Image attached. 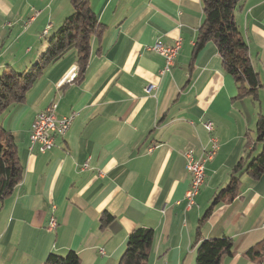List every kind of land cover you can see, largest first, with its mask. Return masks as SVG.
Listing matches in <instances>:
<instances>
[{
    "label": "crops",
    "instance_id": "crops-1",
    "mask_svg": "<svg viewBox=\"0 0 264 264\" xmlns=\"http://www.w3.org/2000/svg\"><path fill=\"white\" fill-rule=\"evenodd\" d=\"M89 4L104 31L91 40L83 76L62 83L78 69L70 50L1 118L23 174L0 201V264H43L49 253L69 251L80 264H117L136 228L154 231L147 264H194L195 242L221 237L231 238L235 250L223 264H258L243 253L264 238V173L235 174L236 193L223 195L202 225L199 220L249 152L246 136L264 115V0H243L234 14L261 83L254 97H237L213 41L194 52L201 0ZM72 11L69 0H0V72L26 71ZM178 38L181 47L162 72L164 59L150 47ZM53 101L58 115H77L65 136L40 153L30 144L31 124ZM211 136L219 148L188 207L185 154L199 157ZM260 150L256 145L251 158ZM103 213L112 217L105 227ZM51 217L56 225L49 228Z\"/></svg>",
    "mask_w": 264,
    "mask_h": 264
},
{
    "label": "trees",
    "instance_id": "trees-1",
    "mask_svg": "<svg viewBox=\"0 0 264 264\" xmlns=\"http://www.w3.org/2000/svg\"><path fill=\"white\" fill-rule=\"evenodd\" d=\"M69 1L72 13L48 40V48L39 55L35 63L23 72H16L11 68L0 72V201L13 193L23 174L16 143L12 134L2 126L1 118L11 105L23 103L26 94L44 70L70 50L76 52L78 72L74 80L80 79L90 56L91 40L101 36L104 31V26L97 21L91 10L89 0ZM201 2L203 22L198 29L194 52L201 49L208 41H213L221 57L223 68L236 83L237 97H254L261 83L252 67L247 43L234 19L235 10L241 6L243 0H201ZM253 133V136H246L245 151L249 148V152L233 166L228 183L216 194L199 220V225H202L223 195H227L230 199L236 193L239 181L235 174L243 172L257 179L264 173L263 114H258ZM259 144L260 152L251 158L256 145ZM111 219L109 214L103 213L100 218L101 227H105ZM153 239L154 231L150 228H136L131 231L117 264H147ZM195 251L194 264H223L225 258L235 255L234 242L229 237L199 239L195 242ZM243 254L246 258L261 263L264 258V238L246 249ZM43 264H80V261L74 251H69L65 255L49 253Z\"/></svg>",
    "mask_w": 264,
    "mask_h": 264
},
{
    "label": "built area",
    "instance_id": "built-area-1",
    "mask_svg": "<svg viewBox=\"0 0 264 264\" xmlns=\"http://www.w3.org/2000/svg\"><path fill=\"white\" fill-rule=\"evenodd\" d=\"M181 47L180 38L176 39L172 45H165L158 41L150 47L151 50L161 55L164 59L162 72H168L173 64V59ZM78 69L73 67L72 71L64 78L62 83L71 82L77 75ZM57 102H51L44 110L38 112L31 124L29 140L30 144L37 145L38 151L43 153L51 149L55 145V140L58 137H64L71 123L77 115V111L72 110L67 115H58L56 112ZM207 131L211 132L213 126L211 122L204 124ZM219 148L218 139L214 136L210 138L208 148H202L199 157L193 156L190 152L185 154L186 162L185 169L190 176V184L185 192L186 206L192 207L195 205V198L204 183L205 163L213 158ZM86 167V164H84ZM56 225L55 218L51 217L49 228Z\"/></svg>",
    "mask_w": 264,
    "mask_h": 264
}]
</instances>
